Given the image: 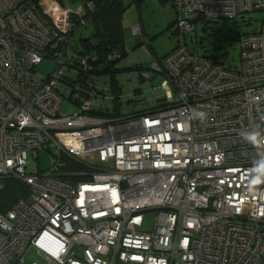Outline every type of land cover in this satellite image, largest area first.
<instances>
[{
  "label": "built area",
  "instance_id": "obj_1",
  "mask_svg": "<svg viewBox=\"0 0 264 264\" xmlns=\"http://www.w3.org/2000/svg\"><path fill=\"white\" fill-rule=\"evenodd\" d=\"M170 1L178 46L141 71L163 77L165 97L118 120L93 114L112 99L96 56L69 54L92 3L0 0V179L27 186L0 214V264H264V179L250 173L264 145L240 136L264 133V19L237 39L239 70L184 40L199 22L264 13V0ZM44 60L54 67L42 77ZM44 150L52 166L27 171Z\"/></svg>",
  "mask_w": 264,
  "mask_h": 264
},
{
  "label": "rangeland",
  "instance_id": "obj_2",
  "mask_svg": "<svg viewBox=\"0 0 264 264\" xmlns=\"http://www.w3.org/2000/svg\"><path fill=\"white\" fill-rule=\"evenodd\" d=\"M125 7L123 14L124 30L130 32L136 26H141V31L133 35L141 41L143 45L131 50L127 42L128 57L119 62L118 67L128 68L115 74L114 82L118 84V101L113 103L111 98H104L102 105L108 107L113 112V106L118 109V116L115 119H124L133 115H140L153 109L156 104H160L165 97V91L161 88L163 77L153 75L151 80H141L140 72L135 69L141 65L162 57L171 52L177 44L178 35H175L174 26L177 18L176 11L169 0H123ZM78 3H66V8H74ZM264 13L245 12L233 18L211 19L206 22L196 24L195 30L185 33L184 40L189 51L216 58L221 64L233 70L241 67L240 47L238 38L244 34H250L260 29ZM144 34H143V31ZM91 34V26L86 24L79 27L71 37V49H82L81 41ZM146 49L147 51H145ZM135 53V54H134ZM136 60V61H135ZM54 67V62L44 60L36 67L38 75L44 77ZM103 82L106 84L104 85ZM110 76L101 77V86L108 88ZM105 92V96L110 95ZM174 94V92H173ZM75 105L63 101L60 108L61 114H71L75 111ZM98 109V108H97ZM54 156L47 151L30 154L27 171L37 172L50 168L53 164ZM146 223L151 225L152 213L146 214ZM41 260L30 251L26 256V262Z\"/></svg>",
  "mask_w": 264,
  "mask_h": 264
},
{
  "label": "trees",
  "instance_id": "obj_3",
  "mask_svg": "<svg viewBox=\"0 0 264 264\" xmlns=\"http://www.w3.org/2000/svg\"><path fill=\"white\" fill-rule=\"evenodd\" d=\"M57 1L62 6H65L66 3H78V4L81 3L84 5L92 3L93 5L92 10L87 11L83 18L84 23H80L78 19L74 20L76 23L75 31L79 27L89 24L91 26V34L88 38L80 40L82 49L80 50L71 49L69 54L71 56H73V54L77 56H82V55L96 56L94 71L98 79L99 85L101 87L99 93L105 94V92H110L111 93L110 96L112 97L113 103H115L119 99L118 97L119 94L117 93L119 86L118 84L116 85L117 82L116 83L114 82L115 79L113 76H115L117 72L125 71L128 69L120 66L118 67L119 62H121L129 55L126 46L125 30L123 23L124 20L123 14L125 10L123 0H57ZM135 1L138 3L141 0H135ZM161 1H167V0H161ZM208 21L210 20H205L203 22L205 24ZM173 33L176 35L175 31ZM179 40L180 38L178 37V41L174 49L178 46ZM69 44L71 46V41ZM168 54H165L164 56ZM112 55L116 56V58L110 60L109 56ZM162 57H157V60H159ZM214 59L216 60L217 63H220L216 58ZM146 67L147 64L145 65L141 64L135 68L140 72L139 78L141 80H143L141 71ZM103 75L110 76V82L108 84V88L105 86H101L102 83H100V80ZM103 84L105 85L106 83L103 82ZM117 94L118 96H116ZM97 108H95L93 111V114L95 115H101L104 117L118 116V109L116 105L113 106V112L111 111V109H109L108 107H104L103 105ZM0 183L2 185L0 191V214H5L19 199L24 198L26 196L27 186L23 182L10 177L1 178Z\"/></svg>",
  "mask_w": 264,
  "mask_h": 264
},
{
  "label": "clouds",
  "instance_id": "obj_4",
  "mask_svg": "<svg viewBox=\"0 0 264 264\" xmlns=\"http://www.w3.org/2000/svg\"><path fill=\"white\" fill-rule=\"evenodd\" d=\"M198 115L201 120H204L207 116V113L201 111L198 113ZM259 129L260 126L257 125L256 130L242 131L240 136L250 145H264V133H262ZM250 173L254 174L252 175V181H260L264 179V154H261L259 159L254 161L253 168L250 170Z\"/></svg>",
  "mask_w": 264,
  "mask_h": 264
},
{
  "label": "crops",
  "instance_id": "obj_5",
  "mask_svg": "<svg viewBox=\"0 0 264 264\" xmlns=\"http://www.w3.org/2000/svg\"><path fill=\"white\" fill-rule=\"evenodd\" d=\"M142 31H143V29H142ZM143 34H144V31H143ZM142 40H143V37H141V41H140V39L138 37L132 36L130 34V32L127 31V41H126V45H127V42H128V46L131 48V50L135 49L136 47L141 46V44L143 43ZM139 64L145 65L146 63H139Z\"/></svg>",
  "mask_w": 264,
  "mask_h": 264
},
{
  "label": "water",
  "instance_id": "obj_6",
  "mask_svg": "<svg viewBox=\"0 0 264 264\" xmlns=\"http://www.w3.org/2000/svg\"><path fill=\"white\" fill-rule=\"evenodd\" d=\"M125 38H126V41H127V35H126V32H125Z\"/></svg>",
  "mask_w": 264,
  "mask_h": 264
}]
</instances>
